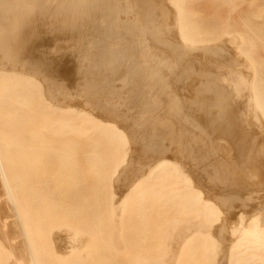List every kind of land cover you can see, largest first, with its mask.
<instances>
[{
    "label": "rangeland",
    "instance_id": "rangeland-1",
    "mask_svg": "<svg viewBox=\"0 0 264 264\" xmlns=\"http://www.w3.org/2000/svg\"><path fill=\"white\" fill-rule=\"evenodd\" d=\"M262 5L0 0V69L33 80L34 108L40 88L54 108L0 123L32 145L15 155L0 137L11 189L0 171V264H229L233 230L254 215L264 223V112L254 104L264 103ZM165 159L184 185L148 179ZM199 193L219 220L195 209ZM234 253L231 264L263 263Z\"/></svg>",
    "mask_w": 264,
    "mask_h": 264
},
{
    "label": "bare ground",
    "instance_id": "bare-ground-1",
    "mask_svg": "<svg viewBox=\"0 0 264 264\" xmlns=\"http://www.w3.org/2000/svg\"><path fill=\"white\" fill-rule=\"evenodd\" d=\"M258 1V0H257ZM232 2V1H231ZM234 2H235V0H234ZM254 2V1H253ZM256 2V1H255ZM260 3V2H259ZM173 4V3H172ZM232 4H233V2H232ZM251 4V3H250ZM119 6V5H118ZM171 6H173V5H171ZM259 6V5H258ZM263 6V5H262ZM174 8V7H173ZM176 8V10H177V7H175ZM259 8V7H258ZM264 8V6L262 7V9ZM259 10V9H258ZM181 13L179 14V15H177V16H180L181 14H182V12H184L182 15L184 16V14H185V10H184V7H181ZM236 11V10H235ZM177 12H178V10H177ZM187 12V11H186ZM200 11L198 10V14L197 15H199L200 13H199ZM232 12V11H231ZM172 14V13H171ZM178 14V13H177ZM194 14V13H193ZM258 14V13H257ZM263 14H264V9L262 10V14L260 13V15L259 16H256V17H258V18H256V19H259V18H262V19H264V16H263ZM182 15H181V17H182ZM197 15H195V16H197ZM214 16V15H213ZM237 16H238V14H237ZM236 16V17H237ZM185 18V17H184ZM178 19H179V17H178ZM182 19V18H181ZM189 19V18H188ZM231 19V18H230ZM255 19V20H256ZM185 20V19H184ZM233 20H235V19H233ZM247 20V19H246ZM245 20V21H246ZM178 21H180V25H181V21H182V24H183V20H178ZM185 23H186V21H185ZM243 23H244V21H243ZM176 24V23H175ZM178 24V25H179ZM179 25V29H181V32H180V34L178 35V36H180L181 35V33H182V37H183V33L185 32L184 31V29H186L183 25V27H184V29H182V27ZM185 25V24H184ZM238 25V24H237ZM244 25V24H243ZM176 26V25H175ZM187 27V26H186ZM182 30H183V32H182ZM192 30V29H191ZM188 30H186V32H187ZM263 31V30H262ZM189 32V31H188ZM198 32V31H197ZM196 33V32H195ZM159 34V33H158ZM173 34V33H172ZM188 34V33H187ZM189 35V34H188ZM190 36V35H189ZM189 36H188V38H187V40L188 41H186L187 43L189 42V43H191V40L192 39H190V38H192V37H190L189 38ZM191 36H194L193 34L191 35ZM201 36V35H200ZM234 37V36H233ZM184 41L186 40L185 38H182ZM182 40V41H183ZM194 40V39H193ZM193 40H192V42H193ZM259 40V39H258ZM183 41V42H184ZM195 41H196V39H195ZM238 41H239V39H238ZM241 41V40H240ZM233 44H234V42H235V40L234 41H231ZM185 43V42H184ZM188 43V44H189ZM228 43V42H227ZM242 43V42H241ZM221 44H222V42H221ZM232 44V45H233ZM236 44V43H235ZM174 45V44H173ZM190 45V44H189ZM192 45H195V44H192ZM201 45H202V43H201ZM211 45V44H210ZM237 45V44H236ZM239 45H240V42H239ZM186 46V45H185ZM195 46H200V44L199 45H195ZM220 46V45H219ZM226 46V45H225ZM234 46V45H233ZM241 46V45H240ZM240 46H239V50L241 49L240 48ZM192 47V46H191ZM201 47V46H200ZM199 47V48H200ZM221 47V46H220ZM238 47V46H237ZM242 47V46H241ZM195 48V47H194ZM202 48H204V47H202ZM209 48V47H208ZM221 48H224L223 46L221 47ZM231 48V47H230ZM234 50V49H233ZM236 50V49H235ZM215 51V50H214ZM193 54V53H192ZM236 54V53H235ZM239 54V53H238ZM239 57V56H238ZM244 58H245V56H244ZM186 59H188V58H186ZM241 59V58H240ZM243 60H245V59H243ZM163 64V63H162ZM242 64V63H241ZM247 64V63H246ZM244 65V64H243ZM164 66V65H163ZM234 66V65H233ZM242 65H240V67H241ZM249 66V65H248ZM247 66V67H248ZM243 67V66H242ZM229 68V67H228ZM232 68H234V67H232ZM239 68V67H238ZM252 69H253V67H251ZM255 68V67H254ZM235 69V68H234ZM237 69V68H236ZM242 69V68H241ZM251 69V70H252ZM231 70V69H230ZM245 70V69H244ZM238 70H236V72H237ZM240 71V70H239ZM249 72H250V70H248ZM253 71H254V73L256 72V70L255 69H253ZM229 72H232V71H229ZM233 73V72H232ZM252 73V72H251ZM254 75H256V74H254ZM252 77H255V76H253L252 75ZM157 78V77H156ZM224 79V78H223ZM222 79V80H223ZM253 79V78H252ZM254 79H256V77L254 78ZM224 80H227V78L226 79H224ZM242 80V79H241ZM233 81V80H232ZM243 81V80H242ZM253 81V80H252ZM226 82V81H225ZM254 82H255V80H254ZM254 82H253V84H254ZM159 83V82H158ZM230 84V83H229ZM244 84V83H243ZM246 84V83H245ZM249 84H250V82H249ZM34 85H35V83H33V80H30L29 78H27V77H25V76H23V75H20L18 72H16V71H13V70H11V71H7V70H4V69H0V88H2L1 90L4 92L5 91V96L3 95V92L2 93H0V123H4V124H16V123H18L19 121H23L24 119H29L31 122H34L35 120H37V119H45L46 117H48L49 115H50V112H52L53 110H54V108L51 106V104H46V101H47V98H45V94L43 93V92H45V91H43V89L42 88H40L38 91H37V94L39 93V97H40V99L43 101V103H44V105H45V108H44V110H45V112L47 113V111H50L48 114H46L45 112H44V110L43 111H39V109L41 110V107L42 106H44L43 104H42V102L41 103H39V104H42V106L40 107L39 106V108H38V110H37V104H35L36 106H35V108H34V103H35V101H33V99H34V97L36 96V91H35V87H34ZM201 85V84H200ZM239 85H241L240 83H239ZM252 85V84H251ZM201 86H203V84L201 85ZM209 86V85H208ZM233 86V85H232ZM244 86V85H243ZM253 86V85H252ZM198 87V86H197ZM196 88V87H195ZM251 88V87H250ZM253 88V89H252ZM251 89L252 90H254V91H252V94H250L251 93V91H250V93H249V95L251 96V97H253V100H254V98L256 97L255 95L257 94H255V91H257V89L255 90L254 89V86L252 87ZM197 89V88H196ZM200 89V88H199ZM8 92V94H7V92ZM24 91V94H22V92ZM196 91V90H195ZM206 91V90H205ZM21 92V93H20ZM201 91H199V93H200ZM244 92V91H243ZM46 93V92H45ZM202 93V92H201ZM209 93H210V91H209ZM242 93V92H241ZM4 96V97H1V96ZM47 96V95H46ZM246 96V95H245ZM255 96V97H254ZM247 98L249 97V96H246ZM245 97V98H246ZM250 97V98H251ZM263 98H264V96H262ZM262 97H260V98H262ZM249 98V99H250ZM259 98V94H258V99H260ZM256 101V102H255ZM255 101H254V104H256L255 106H258V109H261L262 111V113L264 112V109L262 108V104H264V103H262L261 101H263V100H259L260 101V104H259V102H257V99H255ZM48 102V101H47ZM251 102V101H250ZM262 103V104H261ZM55 107V106H54ZM57 108H58V106H56ZM61 107V106H60ZM59 107V108H60ZM62 107H64V106H62ZM181 107V106H180ZM222 108H223V106H221ZM66 106H65V108H64V111H66ZM72 108V107H71ZM197 108V107H196ZM257 109V108H256ZM257 109V110H258ZM74 110V109H73ZM76 110V109H75ZM204 110V109H203ZM256 110V111H257ZM60 112L59 113H61V115H64V112H62L63 110H59ZM67 111H69V110H67ZM219 111V110H218ZM221 111V110H220ZM228 111V110H227ZM44 112V113H43ZM75 112V111H74ZM199 112V111H198ZM260 112V111H259ZM53 113H55V112H53ZM228 113V112H227ZM77 114V113H76ZM202 114V113H201ZM229 114H230V111H229ZM261 114V113H260ZM39 115V116H38ZM67 115V114H66ZM219 115V114H218ZM256 115H257V113H256ZM74 116V115H73ZM263 116H264V113H263ZM39 117V118H38ZM61 117H63V116H61ZM77 117H79V115H77ZM75 118H76V116H75ZM65 119V118H64ZM77 119V118H76ZM97 119V118H96ZM264 119V118H263ZM64 121H66V120H64ZM102 121V120H101ZM79 122V121H78ZM92 122V121H91ZM116 122V121H115ZM107 123V122H106ZM78 124V123H77ZM95 124H96V122H95ZM101 124H102V122H101ZM99 125V124H98ZM103 125V124H102ZM102 125H100V126H102ZM111 125V124H110ZM107 126H108V124H107ZM112 126V125H111ZM116 127V126H115ZM115 127H111L112 128V130H114L113 128H115ZM13 128L14 129H18L17 128V126L16 125H14L13 126ZM70 127H68V129H69ZM108 128V127H107ZM110 128V127H109ZM71 129V128H70ZM111 130V129H110ZM117 130H119V129H117ZM117 130H115L116 132H117ZM72 131H73V129H72ZM73 133V132H72ZM118 135V134H117ZM0 137H2L4 140H3V148H6L9 152H11V153H13V154H15V155H18L19 153H23L25 150H30V149H32V145H28L29 143L27 142V141H23V139L21 138V139H18V138H16V136H15V132H14V130L12 129V130H7V128L5 127H0ZM121 137V136H120ZM73 138V137H72ZM74 138H76V137H74ZM83 142V141H82ZM81 141H80V143H82ZM82 145V144H81ZM93 147V146H92ZM97 147V146H96ZM98 148H99V146H98ZM97 151H99L98 149H97ZM176 156V155H175ZM178 156V155H177ZM175 160H176V158H175ZM176 162V161H175ZM177 162H178V160H177ZM174 163V162H173ZM170 160L168 161V160H161L159 163H158V166H154L153 168H152V170L151 171H147L148 173H147V177H148V179H153V177H155V178H157L161 183L163 182L164 184L163 185H165V187H168V186H171V187H178V185L180 184V183H182L181 185H184L183 184V179L181 180L180 178H181V176L180 175H182V174H180V175H178L177 176V174H179L178 172H181L180 171V169H178L177 167H176V165L175 164H177V163H175V164H173ZM0 171H1V175L3 176V178H4V181H5V183H7V188L11 191V189H10V187H9V185H8V182H7V177H6V174L4 173V170H3V166H2V163H1V159H0ZM187 171V170H186ZM186 173V172H185ZM188 174V173H187ZM157 175V176H156ZM189 176V175H188ZM191 176V175H190ZM258 176V175H257ZM154 178V179H155ZM190 179V178H189ZM187 180V179H186ZM185 180V183L187 182ZM192 180V179H191ZM152 181V180H151ZM159 181H157V182H159ZM182 181V182H181ZM252 181V180H251ZM192 183V182H191ZM186 184H188V183H186ZM193 185V184H192ZM192 185L190 184L188 187H190V188H192V190L193 191H195V187H192ZM252 185V184H251ZM146 187V186H145ZM155 187V186H154ZM153 187V188H154ZM161 187V186H160ZM153 188L151 187V190H153ZM156 188V187H155ZM163 188V187H162ZM184 188V187H183ZM183 188H181L182 190H183ZM189 188V189H190ZM165 189V188H164ZM186 189V188H185ZM134 190V189H133ZM166 190V189H165ZM180 190V189H179ZM179 190H178V192H179ZM164 191V190H163ZM174 191V190H173ZM175 191H176V189H175ZM182 192V191H181ZM187 192V191H186ZM132 193V192H131ZM175 193V192H174ZM197 193V192H196ZM113 194V193H112ZM155 194V193H154ZM184 194V193H183ZM192 194H193V192H192ZM204 194V193H203ZM203 194L201 195L200 193H199V195L197 194H195L196 196H197V199H198V201H196V206H195V209L196 208H199V210L202 212L201 214H203V216L204 217H213L214 215H215V213L217 214V210H216V208L215 207H213L212 206V204H211V202H209L208 201V199H205V198H202V197H204L203 196ZM9 196H10V199H11V201H12V204H13V211H14V213H16V215H18V209H17V206H16V203L12 200V195H10V193H9ZM114 196V195H113ZM175 196V195H174ZM187 196V195H186ZM191 196V195H190ZM177 197V195L175 196V198ZM180 197V196H179ZM189 197V196H188ZM139 198V197H138ZM181 198V197H180ZM182 198H183V195H182ZM191 198H194V195L191 197ZM191 198H189L190 200H191ZM206 198H208V197H206ZM219 198V197H218ZM250 198V197H249ZM146 199V198H145ZM178 199V198H177ZM195 199V198H194ZM253 199V198H252ZM173 200H174V198H173ZM181 200V199H180ZM170 201V200H169ZM182 201V200H181ZM185 201H186V198H185ZM192 201H193V199H192ZM175 202V201H174ZM183 202V201H182ZM213 202V201H212ZM114 204H116V203H114ZM126 204V203H125ZM188 204V203H187ZM192 205V204H191ZM190 205V206H191ZM125 206V205H124ZM140 206V205H139ZM179 206V205H178ZM182 206H183V203H182ZM113 207V206H112ZM79 209V208H78ZM114 209V208H113ZM112 209V210H113ZM185 209V208H184ZM193 209V208H192ZM194 209V210H195ZM215 209V210H214ZM264 209V208H263ZM260 210V209H259ZM142 211V210H141ZM113 212H114V210H113ZM124 212V211H123ZM185 212V211H184ZM112 213V212H111ZM125 213V212H124ZM220 213V215H221V212H219ZM261 214V213H260ZM218 215V214H217ZM217 215H215L216 217L215 218H218V220H219V216H217ZM258 215V214H257ZM256 215V216H257ZM202 216V217H203ZM245 216V215H244ZM240 217V216H239ZM259 217L260 216H257V218L255 217V215H254V217H251V219H250V224H244V223H241L242 221H243V219L244 218H242V219H240L241 221H240V223L243 225H245V226H242V229L239 231V229H237V233H235V230H233L234 231V235H236V236H234V237H236V238H238L237 239V241H236V243H235V245H233L232 246V248H231V251H230V255H229V264H231L232 262H233V259H234V256H235V251H239V255L237 256V258H238V263L239 262H245L247 259H253L254 260V263H255V259L256 260H259L260 262H263V263H261V264H264V255L263 254H261V251H263L264 252V223H261L260 222V220H259ZM262 217V216H261ZM122 218V217H121ZM194 218V217H193ZM197 219V218H196ZM200 219H202L201 217H200ZM113 220V219H112ZM245 220V219H244ZM249 220V219H248ZM248 220H247V222H248ZM121 221V220H120ZM216 222H218L217 220H216ZM245 223H246V221H244ZM214 226V225H213ZM241 227V226H240ZM101 228V227H100ZM225 228H227V227H225ZM70 231V230H69ZM220 232V231H219ZM227 232V231H226ZM72 233V232H71ZM61 234V233H60ZM237 234H238V237H237ZM77 235H78V233H77ZM77 235H75V236H77ZM100 235V234H99ZM193 235V234H192ZM232 235V234H231ZM64 237V236H63ZM229 237V236H228ZM233 237V238H234ZM76 238V237H75ZM74 238V239H75ZM84 238V237H83ZM62 240V239H61ZM66 242V244L68 245V243H67V239H64ZM63 240V241H64ZM69 242L71 243V245L73 246V244L74 243H72V240H73V236L71 237V239L69 238ZM76 241V240H75ZM212 241V240H211ZM213 242H215V241H213ZM212 242V243H213ZM233 242V241H232ZM62 243V242H61ZM91 243V242H90ZM64 244V243H63ZM92 244V243H91ZM90 244V245H91ZM233 244H234V242H233ZM70 245V246H71ZM214 245L216 246V244L214 243ZM61 246V245H60ZM89 246V245H88ZM114 246V245H113ZM223 246V245H222ZM83 247V246H82ZM90 247V246H89ZM74 248V247H73ZM215 248V247H214ZM63 249V248H62ZM66 248H64V250H65ZM223 249V248H222ZM71 250V249H70ZM69 250V251H70ZM86 251H87V249H85ZM69 251L67 252L66 251V253H68V254H71L72 255V253H69ZM75 251V250H74ZM73 251V252H74ZM78 251V250H77ZM83 251V250H82ZM218 251V250H217ZM71 252V251H70ZM128 252V251H127ZM126 252V253H127ZM221 252V251H220ZM223 252V251H222ZM217 253V252H216ZM118 254V253H117ZM216 255V254H215ZM137 256V255H136ZM135 256V258H137ZM139 257V256H138ZM179 257V256H178ZM249 257V258H248ZM141 258V257H140ZM152 258V257H151ZM216 258H218V256L216 257ZM226 258V257H225ZM145 259V258H144ZM223 259V258H222ZM252 259H251V261H252ZM142 260H143V258H142ZM156 260V259H155ZM152 261V260H151ZM222 261V260H221ZM145 262V261H144ZM149 262V261H148ZM147 262V263H148ZM161 262V261H160ZM247 263H248V261H246ZM153 263H155V262H153ZM249 263H251V262H249ZM15 264H19V262H16ZM156 264V263H155Z\"/></svg>",
    "mask_w": 264,
    "mask_h": 264
}]
</instances>
